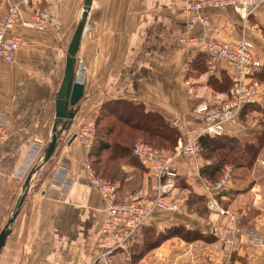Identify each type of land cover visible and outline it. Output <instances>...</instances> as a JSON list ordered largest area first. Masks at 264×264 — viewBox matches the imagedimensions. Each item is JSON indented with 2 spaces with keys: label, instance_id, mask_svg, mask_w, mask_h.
Instances as JSON below:
<instances>
[{
  "label": "crops",
  "instance_id": "1",
  "mask_svg": "<svg viewBox=\"0 0 264 264\" xmlns=\"http://www.w3.org/2000/svg\"><path fill=\"white\" fill-rule=\"evenodd\" d=\"M70 1L49 0L46 29L21 31L24 42L15 60L0 61V108L6 111L9 121L8 137L0 143V224L26 171L30 144L45 143L52 134L54 98L69 44L65 34L60 35L68 30L67 26L54 22V18ZM7 3L0 0L3 8ZM184 5L185 0L92 1L88 30L77 53L85 64L83 95L73 107L72 121L58 136L50 170L39 182L29 185L1 249L0 264H103L100 254L113 245V240L101 231L106 219L105 201L91 185L86 168L91 149L70 138L86 120L97 117L105 103L117 99L141 102L146 111L158 112L173 126L181 122L191 127L199 123L195 107L200 100L220 104L226 98L231 69L220 62L209 70L201 48H185L178 40L198 35L232 42L242 35V21L231 8L207 9L204 13L210 24L191 26L182 12ZM28 15L25 10L24 16ZM244 33L264 63L260 37L264 33V8L249 17ZM188 54L193 60L186 71ZM78 74L82 81V72ZM186 78L193 92L185 84ZM248 106L240 115V120L245 116V124L232 131L240 143L255 141L254 136L264 130V108ZM60 126L63 123L57 124V128ZM248 128L251 130L247 133ZM116 143L96 162L98 176L119 182V199L150 197L155 177L148 166L154 160L137 157L132 151L135 143L128 150L121 138ZM157 152L167 156L170 151ZM262 160L264 146L252 165L243 167L239 174L233 173L228 186L215 192L219 205L227 210L222 215L209 210L205 200L196 197H208L209 181L202 178L200 168L210 164L211 159L200 155L174 160L177 175L167 196L178 202L177 208L152 213L131 239L112 252L113 264H264V246L248 245L240 235L228 254L222 242L223 229L231 225L251 228L264 236ZM58 167L66 171L65 187L54 180ZM212 221L218 229L215 233ZM145 228L156 234L167 229L170 233L155 246L142 250Z\"/></svg>",
  "mask_w": 264,
  "mask_h": 264
},
{
  "label": "built area",
  "instance_id": "2",
  "mask_svg": "<svg viewBox=\"0 0 264 264\" xmlns=\"http://www.w3.org/2000/svg\"><path fill=\"white\" fill-rule=\"evenodd\" d=\"M48 5L49 0H8L6 8L0 4V61L11 63L15 60V53L24 42L21 31L46 29L50 17ZM224 8H231L239 15L243 28L240 38L227 42L211 37L189 35L180 37L178 42L185 48H201L206 54V67L209 70L215 69L220 62H225L231 69V83L226 98L220 104H211L205 99L200 100L195 107V112L200 116L199 123L195 126L174 122L181 135L177 145L167 156H161L143 142H138L132 147L133 153L140 159L154 160L153 164L148 166L149 172L155 177L152 195L119 199V182L94 174L90 162L86 163L91 185L105 201L106 219L101 228L102 234L113 240V245L99 256L103 264H113L112 252L131 239L152 213L158 210L172 211L177 208L178 202L167 196L177 175L172 165L174 160L198 157L201 150L199 143L201 136L215 137L236 130V126L241 124L240 115L245 106L264 108V82L255 76L262 62L255 53L253 41L244 33L245 28L249 26V17L258 8H264V0H185L182 12L188 25L207 26L210 24V19L204 13L205 10ZM25 10L29 12L28 16H24ZM260 37L264 42V33H261ZM192 60V56L188 54L186 71H189ZM80 66H84V62L77 57L75 73ZM184 82L193 92L190 80L186 78ZM95 129L96 116H93L72 135L86 148L91 149ZM8 134V116L6 111L0 108V143L6 140ZM261 163L264 164V160ZM53 175L56 182L63 187L67 186L66 171L63 168L58 167ZM231 177L232 167L226 163L219 178L214 182L206 183L208 190L206 205L209 210L220 215L227 214V210L219 205L215 192L224 190L230 183ZM211 228L212 232H217L215 221L211 222ZM240 235L246 238L245 242L248 245L264 246V236L258 231L231 225L223 229L222 242L226 247V253L232 251Z\"/></svg>",
  "mask_w": 264,
  "mask_h": 264
},
{
  "label": "trees",
  "instance_id": "3",
  "mask_svg": "<svg viewBox=\"0 0 264 264\" xmlns=\"http://www.w3.org/2000/svg\"><path fill=\"white\" fill-rule=\"evenodd\" d=\"M255 76L257 79L264 82V63H262L259 71L255 73ZM247 107L249 106H245V108ZM104 112L114 116L120 126L117 129L116 134H114V124H101V130H97V128L95 129L94 140L89 155L91 156V167L96 175H99V172H97L94 167L96 162L99 161L102 153L111 145H117V139L121 138L127 143L126 148H124L125 150H128L130 145H133V142H135L129 139L130 136L128 134L127 136L123 135L124 127L147 135L152 142H154L155 139L157 142L151 146V148L156 151L169 150L172 152L180 138L179 130H177L170 121L166 120L158 112L146 111L141 102H134L126 99L108 101L104 105V110H102L96 117V127L97 124L101 123L104 119ZM254 137L255 141L253 142L240 143L238 141L239 139L231 132H226L223 135L215 137L201 136L199 138L201 147L199 156L202 155L206 157V159H211L210 164L203 165L200 168L202 178L209 182L216 181L221 174L223 165L226 163L230 164L228 161L230 158H232L233 161L236 160L237 163H233V165H231L232 163L230 164L232 167V176L234 167H248L252 165L256 160L260 149L264 146V130ZM139 139L142 140L141 142H144L142 138ZM216 154L218 155V158L216 157ZM110 179L116 181L114 178ZM179 183L180 181L178 184ZM196 197L199 198V200H205L207 203L208 197ZM144 232L146 237L143 239L142 250H147L165 239L170 233V230L167 229L164 232L156 234L151 228H145ZM189 234L195 236L194 233Z\"/></svg>",
  "mask_w": 264,
  "mask_h": 264
},
{
  "label": "water",
  "instance_id": "4",
  "mask_svg": "<svg viewBox=\"0 0 264 264\" xmlns=\"http://www.w3.org/2000/svg\"><path fill=\"white\" fill-rule=\"evenodd\" d=\"M93 0H83L80 20L78 21L72 37L65 53V63L63 69L62 80L54 98V124L50 141L48 142L45 151L42 155L43 162L47 161L55 150L57 139L59 134L62 132L66 123L72 121L74 117V106L80 100L83 95L84 84L78 82L75 77V64L77 53L80 46V41L83 30L87 21L88 13L91 9ZM58 123H63L61 128H57ZM74 135L71 136V141L74 139ZM40 166L31 169L21 186L19 196L16 198L12 209L10 210L9 216L0 230V252L2 247L5 245L7 236L10 234L15 218L17 217L21 204L24 200L26 192L28 191L32 176L38 172Z\"/></svg>",
  "mask_w": 264,
  "mask_h": 264
},
{
  "label": "rangeland",
  "instance_id": "5",
  "mask_svg": "<svg viewBox=\"0 0 264 264\" xmlns=\"http://www.w3.org/2000/svg\"><path fill=\"white\" fill-rule=\"evenodd\" d=\"M65 3H67V1H65ZM81 10H82V0H71L68 5L64 6L60 10L59 15L55 16V18H54V22H57L58 24H62L64 26H67V28H68L67 31L64 30V31L60 32L61 36H63L65 34V37H66V40H67V44L69 43V41H70V39L72 37V34H73L74 30H75V27H76L78 21L80 20ZM87 30H88V24H87L86 31ZM84 37H85V34H83L82 38H84ZM77 57H78V55H77ZM81 59L83 60V58H81ZM83 62H84V60H83ZM84 67H85V64H84ZM84 80H85V77H84ZM222 87H225V85H222ZM103 114L105 115V117H104V119L102 120L101 123L97 124V127H96L97 130H101V126L102 125L114 124L115 125L114 134H116L117 129L119 128L120 124L117 123V121L115 120L114 116H111V115H109L108 113H105V112ZM244 119H246L245 116H243L242 119L240 120V123L243 124V125L245 124ZM59 128H61V126ZM123 129H124L123 130V135L127 136V134H128L130 136L129 139L132 140V141H135V142H133V144L134 143L135 144L138 143L139 142V140H138L139 138H142L144 140L143 143L147 144L150 147L153 146L157 142L155 139H154V142H152V140L150 141L147 135H144V134H142L140 132H136V131H133L131 129L125 128V127ZM249 130H251V129L248 128V129L245 130V132L248 133ZM180 135H181V132H180ZM50 138L51 137L49 136L45 143L38 142V143L30 144L29 156H28V158L25 161L26 171L23 174V176L20 178V182H19V185H18V188H17L18 190H16V192L14 194V197H13V200H12V204L10 205V208L7 210L8 214H6V216L4 217L3 223L0 224V230L4 226V224H5L6 220H7V217L9 215V213H10V210L12 209L13 204H14V202H15V200L17 198V195L19 193L20 185L23 184L27 173L31 169H33V168H35L37 166H40L39 170H38V172H40V173L37 172V173H35L32 176V179L30 181V184H31V183L39 182L40 179L43 177V175H45V173H47L50 170V168H51V166L53 164V161H54V156H55L54 152L52 153L50 158L47 161H45V162H43V160H41V158H40L42 153L44 152V148L46 147L47 143L50 141ZM146 142H148V143H146ZM176 145H177V143H176ZM217 156L218 155L216 154V157ZM228 161H229L230 164L232 163L231 165H233V163H236V160L233 161L232 158H230ZM242 168H243L242 166L234 167L233 173L239 174V172L243 171Z\"/></svg>",
  "mask_w": 264,
  "mask_h": 264
},
{
  "label": "bare ground",
  "instance_id": "6",
  "mask_svg": "<svg viewBox=\"0 0 264 264\" xmlns=\"http://www.w3.org/2000/svg\"><path fill=\"white\" fill-rule=\"evenodd\" d=\"M86 29H87V23L85 24V27H84V30H83L84 33H85ZM78 72H82V74H83V80L82 81H80L78 79V77H77ZM75 77H76L78 82H83L84 81V77H85V67L84 66L78 67L77 72L75 73Z\"/></svg>",
  "mask_w": 264,
  "mask_h": 264
}]
</instances>
